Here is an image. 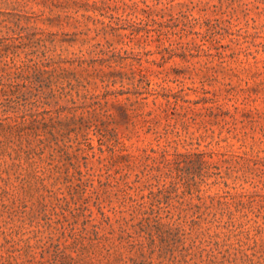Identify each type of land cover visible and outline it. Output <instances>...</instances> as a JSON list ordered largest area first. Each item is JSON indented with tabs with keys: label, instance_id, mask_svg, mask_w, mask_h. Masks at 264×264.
<instances>
[{
	"label": "rangeland",
	"instance_id": "1",
	"mask_svg": "<svg viewBox=\"0 0 264 264\" xmlns=\"http://www.w3.org/2000/svg\"><path fill=\"white\" fill-rule=\"evenodd\" d=\"M0 264H264V0H0Z\"/></svg>",
	"mask_w": 264,
	"mask_h": 264
}]
</instances>
